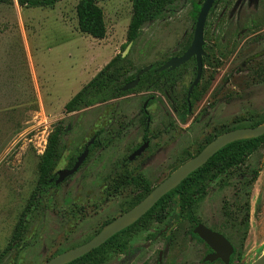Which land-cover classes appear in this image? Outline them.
<instances>
[{
  "label": "rangeland",
  "instance_id": "1",
  "mask_svg": "<svg viewBox=\"0 0 264 264\" xmlns=\"http://www.w3.org/2000/svg\"><path fill=\"white\" fill-rule=\"evenodd\" d=\"M77 4L63 0L53 8H23L14 0L11 6L0 5V254L37 186L50 136L62 130L57 165L62 170L99 135L84 166L63 185L50 188L31 210L23 246L3 264H45L87 243L132 209L142 187L114 190L117 175L140 174L154 190L217 137L264 120V0H221L208 18L205 42L211 65H206L199 91L212 79L190 114L183 103L195 78L193 64L175 83L174 93L131 90L67 113L66 105L124 52L133 15L131 0L100 2L107 35L97 40L79 31ZM192 11V0H176L172 11L146 24L126 56L131 65L120 71L121 78L178 52L194 32ZM148 99L147 128L141 110ZM146 138L149 147L129 161ZM262 162L264 145L244 163L208 178L194 195L192 212L172 198L84 264H157L158 259L162 264H206L207 248L192 233L197 223L233 244L240 261L232 264L253 263L264 253ZM249 163L259 172L254 184Z\"/></svg>",
  "mask_w": 264,
  "mask_h": 264
},
{
  "label": "trees",
  "instance_id": "2",
  "mask_svg": "<svg viewBox=\"0 0 264 264\" xmlns=\"http://www.w3.org/2000/svg\"><path fill=\"white\" fill-rule=\"evenodd\" d=\"M18 5L23 8H53L63 0H16ZM107 0H78L76 6V14L78 20L79 31L97 40H103L107 35V28L105 23V16L103 9L99 6L100 2ZM133 6L132 20L128 30V42L124 46V51L129 43H135L146 24L162 19L168 11H172L176 0H131ZM205 0H192L193 11L192 19L196 22L201 6ZM14 0H0V5L11 6ZM193 33L190 34L184 42L181 51L174 56L182 55L191 45ZM123 54V53H122ZM122 54L114 58L90 83H88L65 107L67 113L79 111L87 106L99 102H106L111 99L126 95L122 89L125 85L134 81L136 74L141 70L136 71L131 75L120 76V71L130 66L129 58H123ZM169 60V59H168ZM204 65H211L210 56L208 55L204 60ZM164 63L153 65V70L141 77L140 83L133 91H164L169 90L178 79H180L185 72V69L193 64L194 60L174 72L165 71L157 73L156 70ZM261 74V72H259ZM212 79V78H211ZM203 87L202 91L196 87L192 93V100H199L208 88L211 81ZM187 93V92H186ZM187 113V107H185ZM264 124L263 121L254 123L251 127L255 128ZM62 130H57L49 138L48 147L42 156L39 166V179L37 187L34 189L32 196L28 202L27 207L23 211L20 220L17 224L15 232L9 245L0 254V264H3L4 259L14 250L23 246V240L28 228V216L31 210L35 208L40 201V198L53 187L50 180L53 179V171L57 167L61 157V136ZM262 145H264V136L259 138H251L239 140L229 144L220 150L213 158L209 160L202 168L191 174L184 182L177 188L171 191L158 204L150 210L143 218L138 220L136 224L127 228L123 232L111 238L100 248L92 251L86 256L70 263V264H84L85 261L96 255L105 245L117 240L123 234L130 232L135 226L144 224L147 217H149L158 205H164L170 202V199L176 198L183 211L192 212L197 200L194 199L208 178H214L218 173L230 170L244 163L250 156H252ZM93 149V148H92ZM91 149V150H92ZM192 159V158H191ZM75 158L70 160V167L74 164ZM259 176V172L255 171L250 178V183L254 184ZM117 187L133 186L142 187V192L135 198L134 207L144 200L152 191L151 184L140 174L137 175H119L117 179ZM171 203V202H170ZM165 210V207H162ZM164 212V211H161ZM158 220L164 221V218L156 216ZM249 228V212L246 216V232ZM196 238L199 237L193 234ZM200 240V239H199ZM201 241V240H200ZM232 256L231 264L240 259V256ZM240 261V260H239ZM238 264V263H237ZM240 264V263H239Z\"/></svg>",
  "mask_w": 264,
  "mask_h": 264
},
{
  "label": "water",
  "instance_id": "3",
  "mask_svg": "<svg viewBox=\"0 0 264 264\" xmlns=\"http://www.w3.org/2000/svg\"><path fill=\"white\" fill-rule=\"evenodd\" d=\"M216 0H205L200 13L197 18L194 37L191 46L185 52V54L180 58H173L166 62L158 72H164L166 70L174 71L182 65L189 62L192 58L196 60V77L189 90L188 97H190L193 89L199 85L202 74H203V58L206 53L204 51L205 40L204 31L205 25L209 16L211 9L213 8ZM133 43H129L125 51L122 54L123 58H126L129 53ZM152 70V66L145 67L140 70L135 77V80L124 86L123 92H128L134 90L143 75ZM264 136V124L255 128H243L234 131H230L217 137L212 143H210L203 151H201L197 156L188 160L178 169H176L168 178L161 182L154 190L139 204L135 207L115 219L111 224H109L103 231L96 235L93 239L87 243L65 252L45 264H70L92 251L100 248L105 243H107L111 238L124 231L125 229L132 226L138 220L143 218L150 210H152L157 203L168 195L171 191L177 188L182 182H184L191 174L202 168L205 164L209 162L220 150L237 142L239 140L259 138ZM95 138H93L86 146L84 152L78 158L76 164L71 170H63L58 173L59 178L56 181V185L65 181L66 178L74 175L79 168L83 165L89 156V147L93 145ZM149 143H145L140 147L133 155L130 160L133 161L136 157L141 156V154L148 148ZM201 240H203L213 251V254L205 258V262H213L215 260H221L224 264L230 263V258L234 253L233 245L221 234L214 232L203 225H199L195 231ZM251 264H264V253Z\"/></svg>",
  "mask_w": 264,
  "mask_h": 264
},
{
  "label": "flooded vegetation",
  "instance_id": "4",
  "mask_svg": "<svg viewBox=\"0 0 264 264\" xmlns=\"http://www.w3.org/2000/svg\"><path fill=\"white\" fill-rule=\"evenodd\" d=\"M221 0H216V2L214 3V5H213V8L211 9V11H210V13H209V16H208V18L213 14V12L215 11V9H216V7H217V5L219 4V2H220ZM205 2V1H204ZM204 2H203V4H204ZM203 4H202V6H203ZM202 6H201V8H202ZM201 10V9H200ZM200 13V12H199ZM199 15V14H198ZM198 18V17H197ZM196 22H197V19H196ZM196 22H195V26H196ZM207 22H208V19H207ZM207 22H206V25H207ZM206 25H205V29H206ZM194 31H195V27H194ZM193 37H194V32H193ZM204 40H205V31H204ZM192 41H193V39H192ZM191 44H192V42H191ZM191 46V45H190ZM189 49V48H188ZM187 49V50H188ZM186 50V51H187ZM206 50H208V46H206V42H205V46H204V51H205V53H206V55H205V57L203 58V60L209 55L207 52H206ZM181 51V49L178 51V52H176V53H173L172 55H171V57H169L166 61H164L163 63L165 64L166 62H168V61H170L171 59H173V58H180V57H182L184 54H185V52L182 54V55H180V56H174V55H176L177 53H179ZM210 56V55H209ZM192 60H194V63H195V66H194V77H196V60H195V58H192L189 62H187L186 64H188V63H190ZM163 64V65H164ZM186 64H184V65H182L181 67H179V68H177L176 70H178V69H181L183 66H185ZM162 65V66H163ZM149 66H152V70H153V65H149ZM161 66V67H162ZM146 67H148V66H146ZM160 67V68H161ZM145 68V67H144ZM144 68H142V69H144ZM160 68H158L157 70H156V72L157 73H159L158 72V70L160 69ZM188 68V67H187ZM186 68V69H187ZM141 69V70H142ZM186 69H185V71H186ZM151 70V71H152ZM176 70H174V71H176ZM206 70V65H204V62H203V74H202V78H203V75H204V71ZM166 71H169V72H174V71H170V70H166ZM150 72V71H149ZM165 72V71H164ZM162 73V72H161ZM138 74V73H137ZM136 74V75H137ZM147 74V73H146ZM184 74H185V72H184ZM144 76V75H143ZM136 77V76H135ZM183 77V76H182ZM181 77V78H182ZM202 78H201V80H202ZM135 80V79H134ZM179 80V79H178ZM177 80V81H178ZM194 80H195V78H194ZM194 80H193V82H194ZM177 81L175 82V83H177ZM133 82V81H132ZM193 82L191 83V85L189 86V88H188V90L186 91L187 93H185V97H184V103H183V111L186 113V109H185V107H187V114H190L191 112H192V110H193V106H194V102L196 101V100H192V93H193V91H194V89L196 88V87H198V88H200V86H201V81H200V83H199V85L198 86H196L194 89H193V91H192V93H191V95H190V97H188V93H189V90H190V88H191V86H192V84H193ZM140 83V82H139ZM175 83L173 84V85H171V87H170V89L169 90H164V91H168V92H171V93H174V85H175ZM139 85V84H138ZM137 88V87H136ZM135 88V89H136ZM161 92V91H160ZM163 92V91H162ZM150 99H153V97H151ZM150 99H148L146 102H145V104L143 105V107H142V110H141V112H142V116L143 117H145L146 118V126H147V128H148V126H149V124H150V117H149V113H148V103H149V100ZM59 130V129H58ZM71 130V127L69 126L67 129H66V132H69ZM62 134V133H61ZM61 134H60V136H61ZM98 136L99 135H95V136H93L92 137V139L93 138H95V141H94V143H93V145H91L90 147H89V156H90V153H91V149L92 148H94L96 145H97V141H98ZM91 139V140H92ZM90 140V141H91ZM62 141V140H61ZM89 141V142H90ZM88 142V143H89ZM88 143L85 145V147L83 148V150H82V152L77 156V157H75V162H74V164L70 167V164H68V166L65 168V169H62V170H59V169H57V167L55 168V170L53 171V179H51L50 180V183L52 184V186L53 187H51V188H57V187H59V186H61V185H63L69 178H71L72 176H74L83 166H84V164H85V162L87 161V159L89 158V156H88V158L86 159V161L83 163V165L79 168V170L74 174V175H72V176H70V177H68V178H66L65 179V181L64 182H62V183H60V184H58V185H56V181L58 180V178H59V175H58V173L60 172V171H63V170H71L73 167H74V165L76 164V162H77V160H78V158L81 156V154L84 152V150H85V148H86V146L88 145ZM145 143H149V145H150V141L146 138V139H144V142L141 144V146L140 147H142ZM139 147V148H140ZM149 147V146H148ZM139 148H137L135 151H137ZM61 149H62V143H61ZM147 149V148H146ZM62 151H63V149H62ZM135 151L133 152V153H135ZM145 152V151H144ZM143 152V153H144ZM133 153L130 155V157L133 155ZM142 153V154H143ZM141 154V155H142ZM130 157L128 158V160L129 161H131L130 160ZM140 157V156H139ZM136 158H138V157H136ZM135 158V159H136ZM134 159V160H135ZM61 160V159H60ZM70 163V162H69ZM262 163H264V162H262ZM249 165V166H248ZM247 166V168H248V170H250V173H254L255 171V168L253 167V165H251L250 163L248 164ZM218 174H221V173H218ZM217 174V175H218ZM120 175H124V174H120ZM125 175H128V174H125ZM259 177V176H258ZM244 178V177H243ZM117 179H119V175H117V177L113 180V182H112V184H111V188H113L114 190H119V187H117ZM38 184V183H37ZM37 187V186H36ZM158 204V203H157ZM181 208V207H180ZM182 209V208H181ZM186 212V211H185ZM188 212V211H187ZM165 219V218H164ZM249 220H250V213H249ZM199 225H202V224H200V223H197L196 224V227L194 228V230H193V234H195L194 233V231H195V229L199 226ZM204 226V225H203ZM206 227V226H205ZM207 228V227H206ZM208 229H210V228H208ZM126 230V229H125ZM210 230H212V229H210ZM166 231V229H163L162 231H160L157 235H162L161 233H164ZM212 231H214V230H212ZM123 232V231H122ZM214 232H216V231H214ZM121 233V232H120ZM217 233H219V232H217ZM219 234H221V233H219ZM195 235H197V234H195ZM221 235H223V234H221ZM198 236V235H197ZM224 236V235H223ZM161 236H159V238H160ZM199 237V236H198ZM225 237V236H224ZM226 238V237H225ZM93 239V238H92ZM198 239V238H197ZM199 239L201 240V238L199 237ZM198 239V240H199ZM227 239V238H226ZM199 240V241H200ZM228 240V239H227ZM229 241V240H228ZM200 242H202L203 244H204V246L207 248V250H206V256H205V258H207L208 256H210V255H212L213 254V251L211 250V248L203 241V240H201ZM230 242V241H229ZM231 243V242H230ZM232 244V243H231ZM233 245V244H232ZM234 247V246H233ZM127 251H124V253L125 254H128V253H126ZM235 252H236V249H235V247H234V253L232 254V256L235 254ZM122 254V253H121ZM232 256H231V258H230V263L229 264H231V259H232ZM205 258L203 259V262L204 263H206V264H212V263H214V262H221L222 264H224L220 259L219 260H215V261H213V262H209V261H207V262H205ZM162 261L161 260H159L158 259V261H157V264H162L161 263Z\"/></svg>",
  "mask_w": 264,
  "mask_h": 264
}]
</instances>
